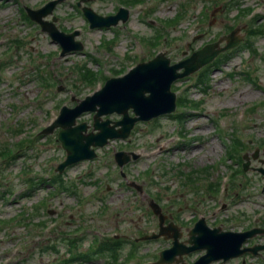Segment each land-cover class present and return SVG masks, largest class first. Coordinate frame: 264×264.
Masks as SVG:
<instances>
[{
  "label": "rangeland",
  "instance_id": "1",
  "mask_svg": "<svg viewBox=\"0 0 264 264\" xmlns=\"http://www.w3.org/2000/svg\"><path fill=\"white\" fill-rule=\"evenodd\" d=\"M46 1L0 0V264H150L170 246L162 237L135 241L157 232L151 199L182 240L199 217L224 230L264 227V0L82 2L100 15L129 10L125 22L101 28H89L78 0H63L44 19L77 30L83 47L62 56L60 45L24 16ZM236 3L250 11L237 13ZM235 26L243 39L226 60L171 84L180 98L171 114L136 122L127 138L109 140L93 159L59 172V128L41 130L62 105L73 107L158 51L176 62ZM92 115L84 112L76 123L90 131ZM117 150L137 158L119 167ZM57 175L62 185L52 180ZM112 236L123 242L117 259L69 261Z\"/></svg>",
  "mask_w": 264,
  "mask_h": 264
},
{
  "label": "water",
  "instance_id": "2",
  "mask_svg": "<svg viewBox=\"0 0 264 264\" xmlns=\"http://www.w3.org/2000/svg\"><path fill=\"white\" fill-rule=\"evenodd\" d=\"M59 1H49L41 8H26V11L30 19L38 23L41 29L49 34L52 41L61 46V54L64 55L81 50L82 44L74 38L78 31L65 33L55 26V17H52V20L44 19V16L51 13L53 6ZM77 4L80 5V2ZM82 11L89 20L90 27H109L116 25L119 20L126 21L128 18V11L124 8H119L116 14L108 16L99 15L87 6H83ZM237 31L236 28L225 36L226 44L223 47L218 45L219 41L206 44L188 58L173 64L165 53L161 52L154 58L137 64L124 76L109 78L100 90L86 96L75 107H63L55 122L43 131L50 133L54 127H61L57 135L61 146L66 151V159L59 165V170L77 161L92 159L96 155L94 147L105 145L109 139L125 138L135 122L172 112L176 105L175 93L170 89L172 82L209 63L219 52L236 46L242 39L241 36H236ZM181 68L183 70L179 71ZM129 109L134 116L129 115ZM83 112H94L92 127L97 132H87L89 126L85 122L75 123V119ZM113 112L121 114L122 117L115 121L101 118ZM131 154L133 158H136L134 153ZM256 154L257 151L253 157ZM115 159L119 165H122L129 160V155L119 151L115 153ZM244 167H247V162ZM260 171L264 174V169ZM150 206L155 213H160L157 204L150 202ZM159 220V232L143 238L164 235L165 238H172V244L159 253V259L155 264H211L219 259L225 261L236 257L244 251L255 254L259 249H264V246L258 245L240 248L247 238L256 233H264L262 228L236 232L223 230L220 227L210 228L203 219H200L188 231V238L180 241L181 232L178 227L172 222L163 225L164 216H160ZM195 250H205V252L194 262H185L183 255Z\"/></svg>",
  "mask_w": 264,
  "mask_h": 264
},
{
  "label": "trees",
  "instance_id": "3",
  "mask_svg": "<svg viewBox=\"0 0 264 264\" xmlns=\"http://www.w3.org/2000/svg\"><path fill=\"white\" fill-rule=\"evenodd\" d=\"M235 6L238 7V9H237L238 12L243 10L242 7H239L238 3H236ZM249 22L251 25L254 23L253 20L252 21L250 20ZM251 25H250V27H251ZM253 31L254 30L251 29V32H253ZM83 77H84V80L89 81V82L94 78V76H92V75L83 76ZM52 180L55 181L56 183L60 182L59 184L62 185V180L59 179L58 176L53 177ZM120 241H121V239H118L115 237H111V239H108V240L106 239L103 242L99 241L97 244L98 246H96V248L94 250H89L84 254L79 253L74 258L69 259V261H79L78 259H80V258L89 260L90 258H92V255H94V256L99 255V256H105V257L110 255L109 257H112L113 259H117L118 251L123 244V242H120ZM107 254H109V255H107ZM114 254H116L115 257H113ZM108 264H112V263L108 262Z\"/></svg>",
  "mask_w": 264,
  "mask_h": 264
}]
</instances>
